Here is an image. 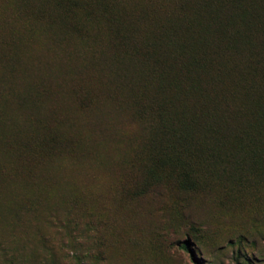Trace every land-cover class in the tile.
Instances as JSON below:
<instances>
[{
	"label": "rangeland",
	"instance_id": "rangeland-1",
	"mask_svg": "<svg viewBox=\"0 0 264 264\" xmlns=\"http://www.w3.org/2000/svg\"><path fill=\"white\" fill-rule=\"evenodd\" d=\"M198 1L0 0V264H264V115L235 114L222 90L218 140L181 154L185 179L158 158L152 87L116 73L138 60L119 59L109 10L140 44ZM223 54L230 92H264V34Z\"/></svg>",
	"mask_w": 264,
	"mask_h": 264
},
{
	"label": "trees",
	"instance_id": "trees-1",
	"mask_svg": "<svg viewBox=\"0 0 264 264\" xmlns=\"http://www.w3.org/2000/svg\"><path fill=\"white\" fill-rule=\"evenodd\" d=\"M70 1L57 0V3L59 7L72 9L75 3L68 4ZM197 4L202 13L190 19L181 18L170 29H161L155 36L147 35L140 44L135 41L134 24L119 21L109 10V17L112 16L109 22L115 26L110 32L111 40L124 46L119 59L131 53L138 60L131 63L116 60L120 68L116 73L125 79L132 78L133 84L144 89L152 87L149 105L158 116L160 141L164 138L168 144L158 158L165 163L174 162L185 179H189L191 167L180 162L181 156L212 154L207 141L210 138L217 142L219 127L211 118L227 111L223 109L225 100L230 98L227 107L235 114L252 111L264 115V92L249 94L247 88L252 90L253 84L247 88L237 86L230 92L234 82L241 84V81L236 79L237 67L226 70L225 62L229 60L222 59L226 56L224 48L237 50L241 45L250 46L256 35L264 34V5L245 6L244 0H201ZM102 6L107 12L106 6ZM206 8L214 10V15L207 14ZM98 12V17L103 16V11ZM185 23L187 26H183ZM207 47L215 50L209 53ZM87 68L88 65L83 66ZM222 90L225 103L218 97ZM3 260L8 264L6 255Z\"/></svg>",
	"mask_w": 264,
	"mask_h": 264
}]
</instances>
